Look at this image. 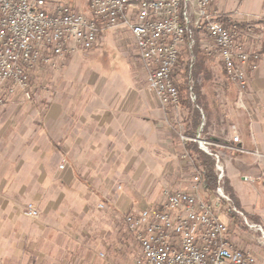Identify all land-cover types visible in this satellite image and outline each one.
I'll return each mask as SVG.
<instances>
[{
  "label": "crops",
  "instance_id": "crops-1",
  "mask_svg": "<svg viewBox=\"0 0 264 264\" xmlns=\"http://www.w3.org/2000/svg\"><path fill=\"white\" fill-rule=\"evenodd\" d=\"M90 1L49 4L88 16ZM213 12L226 25L264 20V0H218ZM196 39L195 62L204 57L194 83L197 131L190 109L181 102L165 108L148 89L124 30L103 32L94 50L59 59L56 67L39 66L32 98L16 95L0 107V264H94L101 251H119L124 235L134 240L128 214L162 202L167 188L190 189L195 174L188 168L195 164L187 151L195 138L188 134L197 138L200 128L240 212L264 227V36L243 105L218 56L206 52L212 42L200 32ZM189 59L183 48L179 84ZM29 203L39 219L25 216Z\"/></svg>",
  "mask_w": 264,
  "mask_h": 264
},
{
  "label": "built area",
  "instance_id": "built-area-1",
  "mask_svg": "<svg viewBox=\"0 0 264 264\" xmlns=\"http://www.w3.org/2000/svg\"><path fill=\"white\" fill-rule=\"evenodd\" d=\"M217 1L91 0L90 15L85 16L66 4L52 10L49 0H0V107L16 95L31 99L33 73L39 66L56 67L59 59L91 51L103 32L116 30L131 34L148 89L163 107L180 106L175 71L186 48L189 71L193 72L198 32L212 42L206 52L218 56L243 105L251 74L262 60L263 19L223 24L213 12ZM194 87L191 80L192 102L197 101ZM201 132L202 128L194 142L216 161V199L230 204L225 167L201 139ZM233 141L238 143L239 138ZM204 184V173L198 169L189 190H166L162 207L125 217L141 252L135 264H260L250 250L237 246L229 225L204 195ZM235 211L250 228L264 234L262 225L248 222L243 213ZM25 216L37 220L40 211L29 203Z\"/></svg>",
  "mask_w": 264,
  "mask_h": 264
},
{
  "label": "rangeland",
  "instance_id": "rangeland-1",
  "mask_svg": "<svg viewBox=\"0 0 264 264\" xmlns=\"http://www.w3.org/2000/svg\"><path fill=\"white\" fill-rule=\"evenodd\" d=\"M119 60L121 61V57ZM42 67H53V66H42ZM120 68L122 69V71H124L122 66ZM187 71L191 75V72L189 71L188 66H187L186 72ZM33 86H34V82L32 79L31 94L33 93V90H32ZM188 169L191 175L196 174L198 171V168H196L194 165H192L191 168H188ZM166 190H171V188H167L164 190V192H162V202L152 204L151 207L159 208L160 206L162 207V205H164L165 203L164 193ZM203 190H204V195H206V191H205L206 186H204ZM211 202L213 206H215V203L218 202L216 199V194L214 195V198L211 199ZM231 203L229 204L228 202H220V203L218 202V207L215 210L216 213L221 218V220L228 225L233 224V219L228 214V210L232 208ZM248 222L252 223L250 220H248ZM231 234L236 244L240 246H245L246 250H250L257 257L260 264H264V234H262L257 229L250 228L243 218L240 222L238 223L236 222L234 224L231 230ZM123 237L124 238L121 240V242L123 241V243H121L122 247L119 245L120 247L119 251H117V249L116 250L114 249L111 252L101 251V253L96 257L94 264H134V262L139 257L140 248L138 247V244L136 243L134 238H133L134 240H131L130 238H126L125 235ZM101 254H104V257H101L100 256Z\"/></svg>",
  "mask_w": 264,
  "mask_h": 264
},
{
  "label": "trees",
  "instance_id": "trees-1",
  "mask_svg": "<svg viewBox=\"0 0 264 264\" xmlns=\"http://www.w3.org/2000/svg\"><path fill=\"white\" fill-rule=\"evenodd\" d=\"M225 23L226 22L223 21V24ZM262 24L264 25V20H262ZM193 51L195 55H198L199 53H201L199 50V44H198L197 39H196V45L194 46ZM203 58L204 57L200 54L199 61L197 59V62L195 63V68L193 72L191 73V75L187 71L184 75L183 83L179 84L181 104H183L184 106H186L188 109L192 111L191 112L192 119H193L192 130L194 131H197L199 127L202 126V115L199 112V110L194 107L195 103L193 104L190 98L189 83L191 80L194 81L195 83V80L198 77L197 75L198 69L200 70L202 68ZM188 135L192 138H196L197 134L195 132H192L191 134H188ZM187 152L189 156L192 158V160L194 161L196 168L202 169L204 173L205 183H206L205 191H206L207 200L210 203H212L211 199L214 198V195L216 194V190L218 188V178L216 174V161L212 156H210L209 154L204 152V150H202L198 142H193L191 147L188 148ZM225 192L231 197V202H232L231 203L232 208L228 210V214L233 219V224L229 225L230 230H232L234 224L242 220V217L234 209H236L239 212L241 210L239 209L236 198L228 185H226L225 187ZM217 207H218V202L215 203V206H214L215 210L217 209Z\"/></svg>",
  "mask_w": 264,
  "mask_h": 264
},
{
  "label": "water",
  "instance_id": "water-1",
  "mask_svg": "<svg viewBox=\"0 0 264 264\" xmlns=\"http://www.w3.org/2000/svg\"><path fill=\"white\" fill-rule=\"evenodd\" d=\"M204 185L206 186V183Z\"/></svg>",
  "mask_w": 264,
  "mask_h": 264
}]
</instances>
